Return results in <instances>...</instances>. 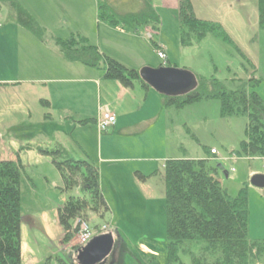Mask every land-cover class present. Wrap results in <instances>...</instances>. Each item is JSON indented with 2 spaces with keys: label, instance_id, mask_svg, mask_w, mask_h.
Segmentation results:
<instances>
[{
  "label": "rangeland",
  "instance_id": "obj_1",
  "mask_svg": "<svg viewBox=\"0 0 264 264\" xmlns=\"http://www.w3.org/2000/svg\"><path fill=\"white\" fill-rule=\"evenodd\" d=\"M14 1L49 36L60 40L77 36V39H83L102 53L106 43V51L115 56L116 46L125 44L128 47L131 44L141 59L123 61L129 68L138 71L158 67L153 45L160 42L167 49L170 65H174V68L185 69L194 76L214 78L228 90H234L238 84L244 83L247 92L255 93L264 105V28L259 26L257 0H193V16L215 25L216 29L186 48L179 43L177 0ZM103 6L117 18L141 15L145 9V14L151 17H148L146 24L132 27L131 32H137L138 40L123 38L118 33L103 35V19L98 17L99 8L103 12ZM153 17H157L158 24ZM147 34L152 35L151 40L146 37ZM47 48L28 30L17 25L8 4H0V76L15 75L21 79L25 78L22 76L24 71L35 70V75L36 71L43 73L61 67L58 49L53 47L49 51ZM30 65L32 67H28ZM38 90L0 86V162L19 161L21 165V264H76L75 252L82 247L77 246V236L64 240L57 210L77 191L65 193L60 190L57 171L38 149H52L59 143L74 159L86 158L83 151L92 158L98 147L99 133L94 124L89 122L81 126L77 121L84 119L82 115L92 113L95 102L90 100V96H81V92L75 90L78 99L74 110L77 115L66 121L54 106L51 120L43 124L41 118L45 108L36 100L35 92ZM170 108L172 112L166 133L167 155L178 160H201L206 158L207 150H215L217 155L208 162L209 168L213 169L209 170V174L219 181L231 198L245 190L247 239L264 240V188L255 189L249 184L251 177L264 176V159L236 156L239 144L245 139L246 118L221 116L217 100L192 104L179 110ZM100 135L103 141L116 139L112 137L114 134L111 129ZM112 147L114 155L117 154L115 144ZM146 149V157L159 155L158 148ZM107 166L103 165V175ZM140 166L144 167L146 173L153 171L151 163ZM160 173L147 178V182L135 177L137 186L139 184L144 188L139 192L134 185L138 194L127 193V178L116 181L115 186L119 188L116 198L104 188L108 211L103 219L90 214L87 224L91 229L100 226L98 231H94L96 234L100 233L102 225H107L106 230L111 227L108 230L111 234L117 227L128 249L136 257L133 259L129 254L118 257L113 251L107 257V263L168 264L165 203L145 204L148 194L160 189L164 191ZM203 246L201 241L185 242L177 254L179 262L191 264V255L198 254ZM116 252L124 255L121 251Z\"/></svg>",
  "mask_w": 264,
  "mask_h": 264
},
{
  "label": "trees",
  "instance_id": "obj_2",
  "mask_svg": "<svg viewBox=\"0 0 264 264\" xmlns=\"http://www.w3.org/2000/svg\"><path fill=\"white\" fill-rule=\"evenodd\" d=\"M192 1H176L179 43L183 48L198 43L207 33L216 29L215 25L193 16ZM1 3L9 5L19 27L28 30L38 41L55 46L65 62L102 70L105 80L117 82L126 89H131L135 83L149 89L139 79L137 70L125 68L104 56L95 46L77 39V36L60 40L45 34L14 0H0ZM257 4L259 26L264 28V0H257ZM105 7L103 12L99 8L98 17L113 28L131 30L134 25L146 24L148 17H151L145 14V9L141 15L117 18ZM155 19L154 22L158 24L157 17ZM165 67L170 65L166 63ZM195 78L197 86L187 95L174 98L161 96L164 105L179 110L192 104L217 100L221 116H243L247 120L245 139L239 144L236 156L264 159V105L260 98L253 92H247L244 83L238 84L234 90H228L214 78ZM40 104L45 109L49 106L44 100ZM87 123L89 121H82L79 125ZM38 151L51 161L57 171L60 190L65 193L77 191L57 210V220L63 229L64 240L68 241L78 235V228H73L76 220L85 223L90 231H98L100 226L91 229L87 224L90 214L103 219L108 211L99 187L97 167L86 156L84 159H74L59 143L52 149ZM206 154V158L201 160H167L160 173L164 187L162 200L165 203L168 264H181L177 258L178 251L183 249L185 242L191 241L204 243L198 254L191 255V264H264V240L247 239L245 190H241L234 198L229 197L219 181L209 174V170L213 171L208 166L209 159L217 152L209 149ZM20 170L19 161L0 162V264H21ZM135 177L145 180V177L137 173ZM103 234L110 232L106 230Z\"/></svg>",
  "mask_w": 264,
  "mask_h": 264
},
{
  "label": "crops",
  "instance_id": "obj_3",
  "mask_svg": "<svg viewBox=\"0 0 264 264\" xmlns=\"http://www.w3.org/2000/svg\"><path fill=\"white\" fill-rule=\"evenodd\" d=\"M110 32L118 33V35L126 39L138 40L136 37L138 35L137 32L133 33L134 31L131 32L129 29L120 27L113 28L103 22V35H107V33ZM143 34V37H145V33ZM146 37H150L151 40L152 35L147 34ZM157 37H159V35H157ZM104 44L103 53L96 47L100 53L127 69L131 68H129L128 65H126L127 63L123 60L134 61L141 59L139 53L131 48V44H129L130 46L128 47H125V44L116 46L114 50H116L118 57L106 51L107 49L105 48H107L108 45L106 43ZM45 45H47L49 51H52L53 47V49L56 48L50 44ZM153 48L155 53L158 51L163 52L166 57V63L170 65L168 52L164 45L159 42L154 44ZM54 51L56 53V50ZM57 55L62 62L61 67L43 73L36 71L35 75V70H30L29 72L24 71L22 72L24 73L22 76L25 78L21 79L15 75H10L8 77L0 76V86L13 87L15 89L20 87H27L29 90L39 89L38 92H35L36 100H38V102L44 100L49 104L42 114L41 122L43 124L51 120V112L54 106H56V110L66 121L73 119L74 116L77 115V112L74 110L75 102L78 99L75 96V90L81 92V96H90V100H94L95 102L93 111L91 114H78L79 116H83L81 118H84L77 121L78 124L82 121H89L94 122L92 124L95 125L97 118L104 110H107L116 118L115 126L111 129L114 134L112 137H116V139L112 141V138H110L108 141H103V137L99 134L97 139L98 147L95 149L93 157L91 158L87 152L83 151L84 155L99 171V187L104 196L103 198H105L104 188H107L109 190L108 193L116 198L117 193H119V188L115 186V183L116 181H122L126 178L129 184L126 190L127 193L134 195L138 194L141 190L143 191V187H140L139 184L137 186L135 173L145 177L144 181L147 182V178L153 177L156 173H160L159 171L163 169L165 161L174 159L166 153V133L169 127V115L172 109L165 106L161 96L152 92L150 89H144L137 83H135L131 89L123 88L117 82L105 80L102 70H95L79 64L67 63L61 58L60 54L57 53ZM158 61V67H160L161 61L159 59ZM173 66L174 65H170V67ZM28 67L32 66L30 65ZM132 99H134V101ZM72 122L74 123L76 121ZM156 126L157 128L155 129ZM103 144L105 147L104 150ZM114 144L117 150V154L115 155L112 147ZM148 146L153 147V149L158 148L159 155L152 158L146 157L147 154H145V152L148 151V149H146L149 148ZM144 163H151L153 171L146 173L144 167L141 168L140 166H143ZM103 165H108V169L104 175ZM104 178L106 179L105 182L103 181ZM134 185L138 187L139 192L134 188ZM162 196L163 191L161 189L156 193L148 194L145 198V204H161L163 202ZM106 202L107 201H105V203ZM110 228L111 227H109L108 230H111ZM111 235L116 244L114 253L118 257L129 254L130 257L132 256L133 259H136L133 253L128 249L127 243L123 236L120 235L117 227L113 230V234ZM116 250L121 251L124 255H120L121 253L119 254ZM113 261L115 262V259Z\"/></svg>",
  "mask_w": 264,
  "mask_h": 264
},
{
  "label": "water",
  "instance_id": "obj_4",
  "mask_svg": "<svg viewBox=\"0 0 264 264\" xmlns=\"http://www.w3.org/2000/svg\"><path fill=\"white\" fill-rule=\"evenodd\" d=\"M138 76L150 90L162 97L184 96L197 86L196 78L191 72L174 67L142 68L138 71ZM249 184L255 189H263L264 176L251 177ZM115 246L111 234L95 236L75 252L74 258L77 264H102L113 253Z\"/></svg>",
  "mask_w": 264,
  "mask_h": 264
},
{
  "label": "built area",
  "instance_id": "obj_5",
  "mask_svg": "<svg viewBox=\"0 0 264 264\" xmlns=\"http://www.w3.org/2000/svg\"><path fill=\"white\" fill-rule=\"evenodd\" d=\"M156 56L161 61L162 66H165L166 57L164 53L161 51H158L156 53ZM114 125H115V116L111 114L110 112H108L107 110H104L103 112H101L100 116L97 118L95 122V126L99 134L106 133ZM211 153L213 152L211 151ZM73 228H78L79 230V233L77 235V246L78 247L85 246L93 237L103 234L102 231L106 230L105 226H103L99 230L100 233L96 234L95 232L90 231L85 223L80 222L78 220L73 222Z\"/></svg>",
  "mask_w": 264,
  "mask_h": 264
},
{
  "label": "flooded vegetation",
  "instance_id": "obj_6",
  "mask_svg": "<svg viewBox=\"0 0 264 264\" xmlns=\"http://www.w3.org/2000/svg\"><path fill=\"white\" fill-rule=\"evenodd\" d=\"M115 245H116V244H115ZM114 259H116V257H115V256L113 257V260H114ZM106 262H107V260H106L104 263H102V264H106ZM76 264H77V263H76ZM107 264H109V261H108V263H107Z\"/></svg>",
  "mask_w": 264,
  "mask_h": 264
}]
</instances>
